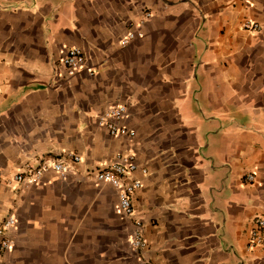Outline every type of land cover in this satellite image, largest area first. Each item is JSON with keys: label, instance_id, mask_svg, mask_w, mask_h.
Here are the masks:
<instances>
[{"label": "crops", "instance_id": "0c3cea01", "mask_svg": "<svg viewBox=\"0 0 264 264\" xmlns=\"http://www.w3.org/2000/svg\"><path fill=\"white\" fill-rule=\"evenodd\" d=\"M71 47L86 65L67 77ZM110 106L132 139L98 125ZM124 152L149 264H264L247 247L264 217V0H0V264H140L116 190L86 175ZM68 153L66 177L13 181Z\"/></svg>", "mask_w": 264, "mask_h": 264}, {"label": "built area", "instance_id": "2783aa9c", "mask_svg": "<svg viewBox=\"0 0 264 264\" xmlns=\"http://www.w3.org/2000/svg\"><path fill=\"white\" fill-rule=\"evenodd\" d=\"M243 4L249 5L257 0H240ZM151 14L146 13L145 18L148 19ZM242 29L247 33H257L261 31V26L245 19L241 25ZM141 34H135L133 31H128L126 35L120 39V46L128 45ZM86 59L83 51L79 47L68 48L65 56L61 60V66L65 70L67 77H72L76 73L85 69ZM92 75V72H89ZM126 115L125 106H110L102 112L97 120L100 127L108 130L111 136L126 137L132 139L134 132L119 123ZM81 159L78 155L68 153L58 159H41L36 166L26 164L22 170L18 172L13 181L23 185H38L41 183L43 176L47 173H54L60 177H66L71 170V165L78 164ZM138 169L134 155L130 152L116 154L113 159L103 167L92 168L86 171L88 177L93 178L96 183H102L113 187L117 193V211L118 213L132 226L130 247L137 254L140 264H149L142 255L146 248V241L143 233V223L135 216V210L132 204L135 192L141 187V183L133 175ZM143 175H146V170H141ZM245 182H252L253 175H247L244 178ZM16 221L13 215H9L3 225L2 230H8L15 227ZM264 245V217H255L252 223V229L249 233L247 247L249 249L262 247ZM12 242L8 238L0 242V252H7L11 249Z\"/></svg>", "mask_w": 264, "mask_h": 264}]
</instances>
